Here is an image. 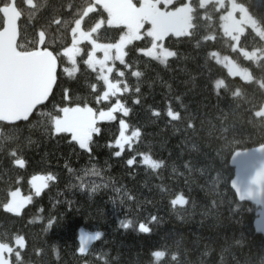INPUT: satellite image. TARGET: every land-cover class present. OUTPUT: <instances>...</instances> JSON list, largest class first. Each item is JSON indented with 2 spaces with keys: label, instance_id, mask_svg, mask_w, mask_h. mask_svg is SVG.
<instances>
[{
  "label": "trees",
  "instance_id": "16d2710c",
  "mask_svg": "<svg viewBox=\"0 0 264 264\" xmlns=\"http://www.w3.org/2000/svg\"><path fill=\"white\" fill-rule=\"evenodd\" d=\"M238 2L245 3L264 24L261 0ZM16 4L22 12L18 44L31 46L43 27L45 43L58 50L70 42V29L64 27L63 20L70 19L82 0H34L35 7L26 0H16ZM212 4L207 5L209 10ZM221 11L215 9L211 14L218 17ZM56 16L63 18L60 25L53 22ZM119 27L102 26L101 40L117 39ZM215 30L220 32L218 27ZM148 39L143 37L126 48L125 60L143 75H130L133 69H127L124 77L116 70L112 75L132 86L118 94L130 111L124 114L118 110L115 120L98 123L101 131L93 134L91 152L70 134H53L40 123L47 119L46 113L58 112L55 105L63 102L65 87L70 96L93 107L115 102V97L100 104L95 101L90 84L97 82V75L80 59L84 52L77 57L80 71L74 77L63 72L71 66L69 61L58 63L49 99L26 121L0 123V242L14 245L17 235L26 241L23 248L14 246L11 264H264V236L255 227L260 207L240 200L231 184L237 171L232 154L264 146V115H254L264 105V89L256 82L230 76L227 68L207 53L216 49L222 56H232L257 79L264 74L260 66L264 61L245 59L218 34L215 41L202 42L201 47L182 38H165V46L179 50L165 65L135 52L136 47L147 46ZM88 44H82L85 52ZM241 44L249 49L262 46L261 38L249 26L241 35ZM218 78L225 79L232 91L240 87L242 95L233 97L223 89L218 94L214 88ZM102 83H97L96 92L102 90ZM168 107L179 111L180 117L168 116ZM121 118L128 122L129 133L137 127L141 131L131 148L126 144L116 156L113 153L119 150L109 141L119 136ZM145 152L164 163L156 169L141 163L140 153ZM129 155L136 157L131 166L126 163ZM18 158L25 160L22 167L14 163ZM48 172L55 179L48 180L36 194L31 177ZM217 176L220 180L213 184ZM16 188L32 196L19 214L3 207ZM180 194L187 202L172 204ZM125 221L130 223L125 226ZM140 223L149 231L141 230ZM81 230L101 233L84 253L78 251ZM156 250H163L165 256L157 260L153 255Z\"/></svg>",
  "mask_w": 264,
  "mask_h": 264
},
{
  "label": "snow or ice",
  "instance_id": "6c2138e0",
  "mask_svg": "<svg viewBox=\"0 0 264 264\" xmlns=\"http://www.w3.org/2000/svg\"><path fill=\"white\" fill-rule=\"evenodd\" d=\"M26 3L35 7L34 0H26ZM208 4L209 0H198L196 3L192 0H178V3H173V0H136V2L134 0H82V4L77 5L75 12L70 14V19L63 20L64 27L70 29V42L54 50L45 43L46 31L43 27L38 30L31 46L18 44L17 20L22 15L21 9L15 0H0V120L9 122L22 118L27 120L33 109L48 99L53 84L57 80L58 63L62 64L64 59L69 61L71 66L64 67L63 72L74 77L80 71L77 57L84 52L85 56L80 59L97 75V82L90 84V88L94 90L95 101L100 104L110 100V97H115V102L111 103V106L93 107L88 102L70 96L69 89L65 87L63 102L55 105L58 112L55 115L51 112L46 113L47 119L40 123L46 131L53 134L69 133L70 138L81 148L91 152L90 142H92L93 134L101 131L97 122L115 120L114 113L117 110L124 114L130 111L118 94L128 92L132 86L127 80L112 78L111 73L113 68H116L115 61L119 60L122 65H125V68H116L119 77H124L127 69H133L130 75L137 78L143 75L130 60H125L127 55L125 49L131 42L140 40L142 37L149 38L147 46L136 47L135 52L167 65L169 58L178 56L179 50L165 46V38H182L183 42L194 43L196 47H201L202 42L215 41L219 34L227 38L223 40L225 44L234 51L238 50L245 59L253 62L264 61V24L258 22L245 3L238 0H229L228 3L225 0H214L211 10L208 9ZM261 6H264V0H261ZM71 7L69 5V8ZM201 8L204 9L202 13L198 11ZM215 9L222 10L218 17L211 14V11ZM62 19L61 16H56L53 22L60 25ZM214 20L215 24H213ZM249 25L261 38V47L249 49L241 44V35ZM102 26H120L118 38L109 42L102 41L100 38ZM216 27L219 28V33L215 30ZM83 41L89 42L86 52L81 47ZM98 51L102 52V55H97ZM207 55L223 64L230 76H239L246 82H256L261 89H264V74L257 79L248 67L232 56L221 57L216 49L210 50ZM260 66L264 68V63ZM99 81L103 82L100 86L102 90L96 92ZM138 84L137 81L135 86L137 93L140 90ZM214 88L218 94L223 89L231 91L233 97L242 95L240 87L232 91V86L223 78L214 81ZM135 99L139 102L140 97L136 96ZM152 111L159 113V109H152ZM167 114L174 118L181 115L172 107H168ZM254 115L256 117L264 115V106L259 107ZM119 126V136L109 141V144H115L119 148V151L113 153L116 156H120L125 144L131 148L135 142L134 138H138L141 131L137 127L131 134H126L128 122L123 118L119 120ZM140 155L143 156L141 163L148 164L153 169L159 168L164 163L163 160L153 159L146 152ZM232 156L238 167L241 166L240 153L235 152ZM14 163L22 166L25 160L18 158L14 160ZM126 163L129 166L135 164L136 157L129 155ZM49 179H55L51 172L37 173L31 177L32 186L37 194L47 186ZM219 180L220 176H217L212 183L216 184ZM231 184L240 200L253 195L251 190L242 192L236 181H232ZM9 196L10 199L3 207L14 213H19L23 205L31 199V196H22L19 188L10 191ZM186 202V197L182 194L172 200V204L183 205ZM234 203L237 208L241 207L239 201ZM36 218L39 219V217ZM51 222V220L48 221L49 224ZM124 223L127 226L130 221ZM139 228L145 232L149 231L145 223H140ZM100 236L99 231L87 233L81 230L78 251L86 252L91 242ZM25 243L23 235L15 237L14 245L9 242H0V264H11L10 258L5 253H13L14 246L23 248ZM153 255L159 260L165 256V252L156 250ZM20 256L21 253L17 249L15 251L17 261Z\"/></svg>",
  "mask_w": 264,
  "mask_h": 264
},
{
  "label": "water",
  "instance_id": "95a60500",
  "mask_svg": "<svg viewBox=\"0 0 264 264\" xmlns=\"http://www.w3.org/2000/svg\"><path fill=\"white\" fill-rule=\"evenodd\" d=\"M19 19L20 17L17 20V28H18L17 42L19 40ZM55 83L53 84L52 91L55 86ZM52 91L49 93V97ZM47 100L42 101L40 104H38L33 109V111L36 108L44 105ZM30 115L31 113L29 114V116ZM18 121H26V120L22 118L21 120ZM18 121L9 122V121L0 120V123L5 122L8 124H14L17 123ZM239 159L241 161V166L238 167L236 160L233 158V161L237 167L236 177L234 181H236L237 186L240 188L242 192H247L249 190L252 191L253 195L243 200L250 201L260 207V216L255 223V227L258 233L264 236V146L240 153ZM19 166L22 167L23 165L22 166L19 165Z\"/></svg>",
  "mask_w": 264,
  "mask_h": 264
},
{
  "label": "rangeland",
  "instance_id": "374dc122",
  "mask_svg": "<svg viewBox=\"0 0 264 264\" xmlns=\"http://www.w3.org/2000/svg\"><path fill=\"white\" fill-rule=\"evenodd\" d=\"M226 1H228L229 2V0H225V2ZM134 2H136V0H134ZM209 2H214V0H209ZM173 3H178V0H173ZM146 27H147V25H145ZM249 27H251L250 25H249ZM143 38V37H142ZM137 41V40H136ZM85 42H87V41H83V42H81V47H82V44L83 43H85ZM134 42V41H133ZM132 43V42H131ZM130 43V44H131ZM128 46V45H127ZM127 46H126V48H127ZM125 51H126V49H125ZM97 55H102V52H97ZM221 57H223L222 55H221ZM111 63V62H110ZM118 64H121L120 63V61L119 60H117V61H115V66H116V68H117V65ZM116 68H113V72L111 73V77H112V75H113V73H114V71L116 70ZM264 106V105H263ZM118 111V110H117ZM116 113V112H115ZM115 113H114V115H115ZM107 121V120H106ZM99 122H102V121H98L97 122V124L99 123ZM69 134V133H68ZM126 134H131V132L129 133V130L127 129L126 130ZM134 139H136V138H134ZM126 145V144H125ZM114 146H116L115 144H114ZM117 148H118V146H116ZM125 147V146H124ZM118 150H119V148H118ZM50 180V179H49ZM31 185H32V183H31ZM47 185H48V180H47ZM33 187V186H32ZM45 187H43L42 189H41V191L39 192V194L42 192V190L44 189ZM33 189H34V192L36 193V191H35V188L33 187ZM37 194V193H36ZM21 195L22 196H25V197H27V196H31V194H24V193H22L21 192ZM32 197V196H31ZM10 199V198H9ZM31 200V199H30ZM30 200H28L24 205H23V207L21 208V210H20V212L19 213H21L22 212V210H23V208L29 203V201ZM6 209V208H5ZM7 211H9V212H11L10 210H8V209H6ZM12 213H14V212H12ZM19 213H15V214H19ZM5 255L6 256H8L9 257V255L10 254H7V253H5ZM10 258V257H9Z\"/></svg>",
  "mask_w": 264,
  "mask_h": 264
}]
</instances>
